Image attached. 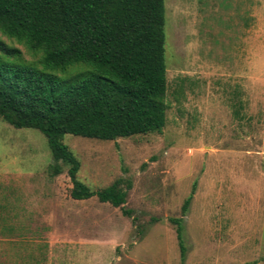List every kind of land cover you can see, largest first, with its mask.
<instances>
[{
  "label": "rangeland",
  "instance_id": "1",
  "mask_svg": "<svg viewBox=\"0 0 264 264\" xmlns=\"http://www.w3.org/2000/svg\"><path fill=\"white\" fill-rule=\"evenodd\" d=\"M164 6L162 130L62 137L92 191L122 181L121 207L72 199L43 134L0 120V264H264V0ZM2 39L38 65L40 55ZM189 197L182 260L169 219Z\"/></svg>",
  "mask_w": 264,
  "mask_h": 264
},
{
  "label": "trees",
  "instance_id": "2",
  "mask_svg": "<svg viewBox=\"0 0 264 264\" xmlns=\"http://www.w3.org/2000/svg\"><path fill=\"white\" fill-rule=\"evenodd\" d=\"M3 37L40 55L38 65ZM164 0H0V120L46 138L57 175L67 166L70 197L121 207V180L92 191L64 135L114 141L158 133L166 122ZM86 72L61 79L70 68ZM62 86V87H61ZM171 218L180 257L183 216ZM123 214L129 213L123 210ZM251 264H255L252 262Z\"/></svg>",
  "mask_w": 264,
  "mask_h": 264
}]
</instances>
